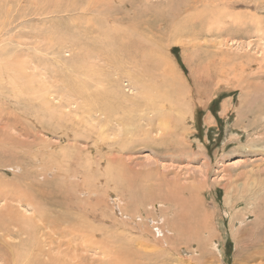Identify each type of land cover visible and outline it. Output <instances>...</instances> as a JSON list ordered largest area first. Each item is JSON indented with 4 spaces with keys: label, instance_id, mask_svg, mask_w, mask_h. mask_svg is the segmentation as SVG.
I'll return each instance as SVG.
<instances>
[{
    "label": "rangeland",
    "instance_id": "1",
    "mask_svg": "<svg viewBox=\"0 0 264 264\" xmlns=\"http://www.w3.org/2000/svg\"><path fill=\"white\" fill-rule=\"evenodd\" d=\"M221 1L0 0V264H264V11Z\"/></svg>",
    "mask_w": 264,
    "mask_h": 264
},
{
    "label": "bare ground",
    "instance_id": "2",
    "mask_svg": "<svg viewBox=\"0 0 264 264\" xmlns=\"http://www.w3.org/2000/svg\"><path fill=\"white\" fill-rule=\"evenodd\" d=\"M6 1H7V0H6ZM2 2H3V1H2ZM215 2H216V5L218 6V2H217V0H215ZM238 2H239V1H236V0H222V1H221V3L224 5V6H223V8H225L224 10L227 9L225 6L233 5V4L238 3ZM254 2L259 3V6L255 8L256 11L259 10V9H262V10L264 11V5H260V3H264V0H259V2H257V1L254 0ZM246 3H247V2H246ZM249 3H250V2H249ZM215 7H216V6H215ZM218 7H219V6H218ZM251 8H252V7H251ZM216 9H218V8L216 7ZM236 10H237V9H236ZM218 11H219V9H218ZM227 11H228V10H227ZM237 11H238V10H237ZM219 12H220L222 15L224 14V12L221 11V10H220ZM252 12H253V11H252ZM247 13H248V12H247ZM256 13H257V12H256ZM260 13H261V12H260ZM213 14H214V12H213L212 14H208V15H207V16H209L210 18L212 17L210 20H214V19L216 18ZM199 15L202 16L201 13H199ZM260 15H261V14H260ZM172 16H173V15H172ZM204 16H205V14L203 15V17H204ZM231 16H232V15H231ZM239 16H240V15H239ZM229 17H230V16H229ZM253 18H254V19L251 20V24L254 25V27L257 28L258 30H261V31H262V29H263V27H264V24H261V23H262V22L264 23V20L261 19L260 16L257 15V14H254V15H253ZM235 19H236V18H235ZM189 20H190V19H187V21L185 20L186 23H187V25H188V23H189V22H188ZM191 20H192V19H191ZM206 20H207V19H206ZM242 20H243V19H242ZM242 20H241V21H242ZM203 21H204V20H203ZM236 21H237V19H236ZM238 22H239V21H238ZM195 23H196V22H195ZM213 23H214V22H212V24H213ZM215 23H216V21H215ZM242 23H244V22H241V23H239V24H242ZM184 24H185V23H184ZM226 24H227V23H226ZM228 24H229V23H228ZM235 24H236V23H235ZM237 24H238V23H237ZM249 25H250V24H249ZM191 26H192V25H191ZM180 27H181V25H180ZM184 27H185V26H184ZM241 27H243V26H241ZM176 28H177V27H176ZM212 28H213V27H212ZM212 28H211V29H212ZM2 29H3V28H2ZM211 29H210V31H211ZM180 30H181V29H180ZM206 30H207V29H206ZM208 30H209V29H208ZM177 33H178V32H177ZM181 33H182V32H181ZM174 34H175V33H174ZM181 35H182V34H181ZM177 37H178V36H177ZM23 38H24V37H23ZM92 38H93V37H92ZM172 41H173V40H172ZM24 46H25V45H24ZM156 47H157V46H156ZM160 48H161V47H160ZM84 49H85V48H84ZM6 50H9V49H6ZM164 50H165V49H164ZM12 51L14 52V50H12ZM6 52H7V51H6ZM8 52H9V51H8ZM8 52H7V53H8ZM14 53H16V51H15ZM12 54H13V53H12ZM8 55H9V54H8ZM14 55H15V54H14ZM9 56H11V55H9ZM15 56H17V55H15ZM12 57H14V56H12ZM95 59H97V58H95ZM98 60H99V59H98ZM4 61H5V60H4ZM11 61H13V60H11V59L8 57L7 62L4 63V64H5L4 68H5V70H7V73H6L7 76H6V77L10 78L9 81H8V84L10 85L9 87H13V88H12V91L14 92V94L17 95V97H19V98H24L23 95L25 94L26 91L29 90V92H27V94H32V91L35 92L37 89H34V86H29V85H28L29 88L26 89L25 92H24L23 90H24L26 87L22 88V87H23V86H22V87L19 88V89L17 88V87L20 86V84H19V86H17V84H16L15 82H18V81H19V80L16 81V79H18V78L21 77V74H22V71H23V70H22V71H21V70H17L19 67H17V68L15 67L16 70H12V69H10V68L12 67V66L10 67V65H9ZM16 62H17V61H16ZM1 64H2V63H0V65H1ZM15 65H16V64H15ZM16 66H17V65H16ZM13 67H14V66H13ZM1 69H2V68H1ZM1 69H0V70H1ZM2 70H3V69H2ZM178 70H179V69H178ZM1 72H2V71H1ZM24 72H25V71H24ZM215 73H216V72H215ZM225 73H226V72H225ZM1 74H2V73H1ZM22 75H23V74H22ZM23 76H25V75H23ZM174 76L176 77V75H174ZM236 76H237V75H236ZM2 77H3V76H2ZM24 79H25V78H24ZM239 80H240V79H239ZM5 81H6V80H5ZM20 83H21V82H20ZM242 83L245 85V82H242ZM242 83H241V84H242ZM1 84H2V83H1ZM1 84H0V86H1ZM24 84H25V83H24ZM38 84H39V83H38ZM183 84H184V83H183ZM4 85H5V84H4ZM25 85H26V84H25ZM83 87H85V85H84ZM243 87H244V86H243ZM4 88H5V87H4ZM5 89H6V88H5ZM7 89H8V88H7ZM33 89H34V90H33ZM80 89H83V90H84V88H80ZM85 90H86V89H85ZM12 91H11V92H12ZM75 91H76V90H75ZM13 92H12V93H13ZM39 92H40V91H39ZM43 93H47V90L44 91ZM83 93H84V92H83ZM37 94H38V96L41 95V94L39 95L38 92H37ZM91 94H92V93H91ZM124 94H125V93H124ZM16 95H15V96H16ZM77 95H78V94H77ZM80 96L82 97V95H80ZM86 96H87V95H86ZM128 96H129V95H128ZM147 96H148V95H146V97H147ZM41 97H42V96H41ZM43 97H45V96H43ZM46 97H47V96H46ZM142 97H143V96H142ZM150 97H151V96H150ZM35 98H36V97H35ZM37 98H38V97H37ZM164 99H165V98H164ZM43 100H45V99H43ZM90 100H91V99H90ZM45 101H46V100H45ZM147 101H148V100H147ZM124 102H125V101H124ZM133 102H134V101H133ZM163 102H164V101H163ZM93 103H94V102H93ZM244 103H245V102H244ZM96 104H97V103H96ZM145 104H146V103H145ZM85 105H86V104H85ZM85 105H84V106H85ZM100 105H101V104H100ZM93 106H94V105H93ZM102 106H103V104L101 105V107H102ZM87 107H88V106H87ZM88 108H89V107H88ZM98 108H99V105H98ZM162 108H163V107H162ZM99 109H100V108H99ZM103 110H106L105 107L103 108ZM109 110H111V107L109 108ZM140 110H141V109H140ZM75 111H76V110H75ZM75 111H74V112H75ZM127 112H128V111H127ZM127 112H126V113H127ZM62 113H63V112H62ZM104 113H106V112H104ZM90 114H91V113H90V111H89V115H90ZM127 114H128V113H127ZM143 114H144V113H143ZM159 115H160V114H159ZM153 117H154V116H153ZM153 117H152V118H153ZM71 118H72V117H71ZM164 118H165V117H164ZM164 118H163V119H164ZM157 119H158V118H157ZM74 120H75V119H74ZM166 121H168V120H166ZM71 122H72V121H71ZM161 122H162V121H161ZM164 122H165V121H164ZM168 122H169V121H168ZM126 123H127V122H126ZM88 124L90 125L89 122H88ZM161 124H163V123H161ZM165 124H167V122H165ZM165 124H164V126H165ZM80 125H81V124H80ZM104 125H105V124H104ZM104 125H103V126H104ZM86 126H87V125H86ZM86 126H85V127H86ZM90 126H93V125L91 124ZM90 126H89V127H90ZM103 126H102V127L99 126V127H100V128H103ZM64 127H65V126H64ZM93 127H94V126H93ZM136 127H138V126H136ZM140 129H141V128H140ZM158 129H159V128H158ZM64 130H65V129H64ZM64 130H63V132H64ZM132 130H133V129H132ZM170 130H171V129H170ZM63 132H62V133H63ZM99 132L102 133V130L100 129ZM132 132H133V131H132ZM154 133H155V132H154ZM68 134H69V132H68ZM140 135H141V134H140ZM140 135H139V136H140ZM170 135H171V134H170ZM97 136H98V135H97ZM128 136H129V135H128ZM149 136H150V135H149ZM169 137H170V136H169ZM97 138H98V137H97ZM95 139H96V138H95ZM63 153H64V152H63ZM56 157H57V156H56ZM85 158H87V157H85ZM80 160H81V159H80ZM85 160H86V159H85ZM65 161H66V160H65ZM89 161H90V160H89ZM79 162H80V161H79ZM85 162H86V161H85ZM93 162H94V161H93ZM94 164H95V163H94ZM92 165H93V164H92ZM95 166H96V165H95ZM26 213H27V212H26ZM33 213H34V211H33ZM36 213H37V212H36ZM32 215H33V214H32ZM38 215L40 216V214H38ZM41 215H42V214H41ZM39 216H38V217H39ZM40 217H41V216H40ZM40 217H39V218H40ZM42 217H43V216H42ZM26 218H27V217H26ZM26 218H25V219H26ZM31 218H32V216H31ZM43 219H44V218H43ZM154 219H155V218H154ZM156 219H157V218H156ZM29 220H30V219H29ZM15 221H16V220H15ZM45 221H46V220H45ZM152 221H153V219H152ZM154 221H155V220H154ZM17 222L19 223V220H18ZM22 222H23V221H22ZM41 223H42V222H41ZM13 226H14V225H13ZM26 226H27V227L29 226V228L33 227L32 229H34V230H35L36 228H38V225H37V224L32 226V225H29V224L27 223V225H25V228H27ZM138 226H139V225H138ZM153 226H154V225H153ZM156 227H157V226H156ZM157 228H158V227H157ZM26 230H27V229H26ZM30 232H31V231H30ZM31 233H32V232H31ZM33 233H34V232H33ZM33 236H34V235H33ZM36 239H37V238H36ZM35 241H36V240H35ZM38 245H39V244H37V246H38ZM35 246H36V245H35ZM37 246H36V247H37ZM0 248H1V247H0ZM30 249H31V248H30ZM0 250H1V249H0ZM1 253H2V252H1ZM1 253H0V255H2ZM3 255L5 256V255H7V254H3ZM8 255L11 256L10 253H8ZM6 257H8V256H6ZM6 259H7V258H6ZM8 259H11V261H10V263H7V264H16V263L18 264V262H16L17 257L15 256V254L12 253V257H10V258H8ZM59 262H60V261H59ZM59 262H58V263H59Z\"/></svg>",
    "mask_w": 264,
    "mask_h": 264
}]
</instances>
